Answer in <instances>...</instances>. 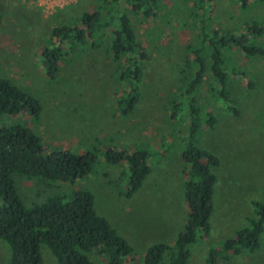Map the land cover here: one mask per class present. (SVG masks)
I'll return each mask as SVG.
<instances>
[{"label": "rangeland", "instance_id": "1", "mask_svg": "<svg viewBox=\"0 0 264 264\" xmlns=\"http://www.w3.org/2000/svg\"><path fill=\"white\" fill-rule=\"evenodd\" d=\"M95 5L97 0H0V76L40 105L36 118L26 111L0 115V125L28 127L47 149L83 154L95 147L98 162L87 175L59 182L14 174L17 193L29 207L72 189L89 190L96 213L129 242L131 262L141 264L146 248L155 242H172L185 220L181 187L185 164L179 150L186 133L187 121L182 120L186 104L175 117L170 108L175 100L187 101L179 96V89L195 69L192 51L206 52L213 29L219 30L217 34L242 33L251 21L262 27L258 40L264 44V0H249L245 7L238 0H159L154 14L146 17L125 9L147 53L139 99L126 115L117 110L121 86L114 72L117 64L106 52L107 40L95 49L83 45L79 53L62 61L54 79L46 76L41 64L50 28L76 23L83 11ZM223 59L234 69L226 81L228 99L220 96V84L207 70V59V69L192 94L195 105L215 119L212 127L197 130L196 144L214 154L219 164L211 169L216 179L209 233L189 246L188 264H204L209 248H218L248 225V218L254 216L253 202H264V57H245L231 48L224 51ZM108 146L149 152L150 172L129 197L121 193L124 164H108L99 153ZM258 242L254 252L230 254L217 264H264V228ZM39 252L44 264H56L45 245L39 246ZM87 256L92 264H103L97 253ZM8 259V245L0 239V264H9Z\"/></svg>", "mask_w": 264, "mask_h": 264}, {"label": "trees", "instance_id": "2", "mask_svg": "<svg viewBox=\"0 0 264 264\" xmlns=\"http://www.w3.org/2000/svg\"><path fill=\"white\" fill-rule=\"evenodd\" d=\"M248 1L238 0L239 6L245 7ZM158 2L97 0V5L83 11L76 23L51 27L48 44L41 51L44 73L49 79H54L61 70L62 61L73 53H79L83 45L95 49L107 40L106 52L117 64L114 72L121 86L116 98L117 110L122 115L128 114L140 96L139 83L147 53L136 39L124 10L142 17L151 16ZM218 32L217 28L213 29L208 38L201 33L208 40L204 46L206 52L203 56L202 48L192 51L195 69L179 89V96L187 101L180 104L175 100L170 108L171 117H175L180 106L186 104L182 119L187 121L186 133L179 150L185 164V179L181 185L186 207L185 220L172 242L149 245L142 255L141 264H188L189 246L209 233L216 179L211 169L219 164V160L211 152L197 146L195 135L203 125L212 127L215 119L210 111L195 105L192 94L207 69L206 59L209 61L207 70L220 84V96L228 99L225 86L229 70L234 72V69L225 64L224 51L236 48L245 57H264V44L258 40L263 29L257 21L246 24L242 33ZM239 72L242 74V70ZM231 109L237 114L235 108ZM22 111L36 118L40 111L39 102L8 78L0 76V115L14 116ZM99 153L108 164H124L126 180L121 193L125 197L133 195L150 172L149 152L144 148L127 152L108 146ZM97 155L95 147L83 154L66 148L47 149L40 137L28 127L20 123L0 125V239L8 245L9 264H44L40 245L50 250L56 264H92L87 256L90 252L97 253L103 264H133L129 242L96 213L94 197L89 190L72 189L68 194L53 195L26 207L14 185V174L59 182L72 181L89 173L98 162ZM253 207L254 216L248 218V225L236 230L218 248H209L204 264H217L218 260L228 258L230 254L239 255L243 250L254 252L258 248L259 235L264 228V202H253Z\"/></svg>", "mask_w": 264, "mask_h": 264}]
</instances>
